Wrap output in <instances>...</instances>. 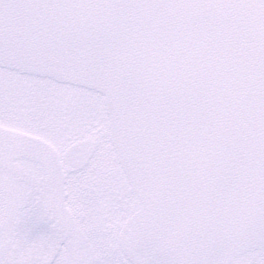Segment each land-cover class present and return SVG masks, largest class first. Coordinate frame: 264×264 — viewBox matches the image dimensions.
<instances>
[{"label": "snow or ice", "instance_id": "snow-or-ice-1", "mask_svg": "<svg viewBox=\"0 0 264 264\" xmlns=\"http://www.w3.org/2000/svg\"><path fill=\"white\" fill-rule=\"evenodd\" d=\"M0 264H264V0H0Z\"/></svg>", "mask_w": 264, "mask_h": 264}]
</instances>
